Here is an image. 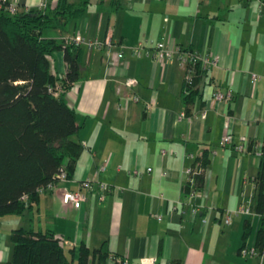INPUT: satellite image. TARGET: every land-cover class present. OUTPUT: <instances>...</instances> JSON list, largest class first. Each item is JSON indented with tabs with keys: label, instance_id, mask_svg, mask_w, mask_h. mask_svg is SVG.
Wrapping results in <instances>:
<instances>
[{
	"label": "crops",
	"instance_id": "1",
	"mask_svg": "<svg viewBox=\"0 0 264 264\" xmlns=\"http://www.w3.org/2000/svg\"><path fill=\"white\" fill-rule=\"evenodd\" d=\"M16 1L30 8L40 0ZM56 1L48 0L45 8ZM75 36L101 44H75L82 51L80 78L63 95L75 111L79 128L71 139L81 151L64 181L16 215L27 219L34 211L41 222L19 227L52 230L68 242L63 247L72 250L74 260L83 244V264H90L91 250L103 241L111 255L106 264L116 258L140 264L149 257L154 264H264V252L238 253L242 244L253 247L259 219L251 204L252 179L264 155V0H88L80 17L52 35L63 44ZM157 41L173 49L169 58L133 52L138 42ZM178 50L218 56L216 65L202 71L189 102L181 93L186 69ZM118 51L119 64L109 65ZM48 60L51 74L63 77L62 50ZM125 78L136 84L124 86ZM214 90L229 92L230 99L213 100ZM224 132L232 144L221 147ZM239 143L243 151L233 149ZM203 151L211 208L200 207L192 217L189 204L205 201L184 196V169L191 162L188 154L198 157ZM100 183L108 189H99ZM62 188L85 195L79 209L61 203ZM240 205L250 213H231L229 224L220 222L222 212ZM8 216L13 217L0 220V263L10 257L8 235L16 228ZM246 218L250 230L243 240Z\"/></svg>",
	"mask_w": 264,
	"mask_h": 264
},
{
	"label": "trees",
	"instance_id": "2",
	"mask_svg": "<svg viewBox=\"0 0 264 264\" xmlns=\"http://www.w3.org/2000/svg\"><path fill=\"white\" fill-rule=\"evenodd\" d=\"M87 3L88 0L76 4L57 0L52 8H30L13 14L0 8V219L20 215L36 204L39 193L51 190L46 184L55 181L59 169H63L67 177L73 171L81 145L71 137L79 126L75 111L67 106L63 95L80 78L82 51L73 43L63 44L61 39L45 36L43 31L64 30L69 21L84 13ZM60 49L66 64L61 78L51 74L48 60L51 53ZM201 73L200 66L194 64L190 83L183 81L181 93L185 102L192 100ZM55 87L59 88L57 94L48 90L54 91ZM207 161L205 151L191 160L190 165L196 172L191 183L185 181L182 186L185 197L191 188L200 185L202 177L197 170ZM252 181V212L259 216L253 249L261 254L264 252L262 154ZM21 196H25V200ZM249 230L246 218L241 235L243 240ZM8 240L10 257L0 264H83L85 257L81 244L74 260L72 250H64L62 239L49 229L11 228ZM243 247L242 244L238 253ZM90 254V264H106L110 255L105 241ZM119 260L122 258L113 259L112 264H119ZM170 264L178 263L172 261Z\"/></svg>",
	"mask_w": 264,
	"mask_h": 264
},
{
	"label": "built area",
	"instance_id": "3",
	"mask_svg": "<svg viewBox=\"0 0 264 264\" xmlns=\"http://www.w3.org/2000/svg\"><path fill=\"white\" fill-rule=\"evenodd\" d=\"M48 0H40L37 4V6L35 7H30V8H35V9H44L46 7ZM0 8L4 11H6L9 14H13L19 11L22 12H26L28 11L30 8L26 7V6H20L18 4V2L16 0H0ZM85 42L87 43L88 47H99L101 44L96 42L93 39H83L79 36H75L74 39H72V43L73 44H78V43H82ZM107 43V42H106ZM133 52L139 56L141 54L145 55V56H149L155 60H163V59H167L169 58L172 53H173V49L171 47H169L168 45L165 44L164 41H157L155 43H148L147 45H143L142 43L138 42L134 47H133ZM122 54L120 51L112 53L110 55V58L108 59V64L111 66H116L119 64L120 58H121ZM177 56H178V60L181 63L185 64V69H186V73L184 76V82L186 83H190L191 80V76L193 74V66L194 64H198L200 66V69L206 70L211 66L216 65L217 61H218V56L216 55H205V54H192L190 52H180V50H178L177 52ZM253 80H256L257 76H251ZM263 77H264V73H263ZM123 84L126 87H131L134 86L136 84V80L132 79V78H125L123 80ZM49 91H51L53 94H57V92L59 91L58 87H55V90L52 91L51 88L48 89ZM131 99L133 101H136L137 98L134 95H130ZM211 98L213 100L216 101H228L230 99V93L226 92V91H217L214 90L211 93ZM145 107H149L146 106ZM232 136L229 132H224L219 141H218V145L223 147L229 144H232ZM233 149L235 151H243L245 149L244 145L242 143L239 144H235L232 145ZM165 154V150L161 149L160 150V155H164ZM171 154H173V152H171ZM188 157L193 160L194 156L192 154H188ZM102 168V167H100ZM146 172H149L151 170L150 167H146L145 168ZM196 172V169L194 167H192L191 165H188L185 169H184V174L186 176V181L191 183L192 180V175ZM197 172L199 174H201V183L197 188H191L188 191L187 194V199H203L205 201V203L202 205L198 204V203H190L189 204V214L193 217L197 214L198 210L200 207L203 208H211V206L209 205V201L207 203L208 197H209V190L207 188V169L205 167L199 168L197 170ZM132 174L138 176L140 174V172L137 169H133L132 170ZM55 181L49 182L46 184V188L53 190L56 183L59 181H64L67 178L66 172L63 169H59V171L55 174ZM99 189L101 190H107L108 187L105 184L100 183L98 185ZM42 188L39 189V191H41ZM61 203L64 206H69L75 210L79 209L81 203L85 200V195L83 193H81L78 190H67L65 188L61 189ZM21 199L25 200V196H21ZM232 214H249L250 210L247 207H244L242 205L236 207L232 212L230 211H224L221 213L220 216V222L222 224H229L230 222V215ZM157 219H160V217H156ZM202 222H204V219H201ZM62 244H66L67 241H63L61 240ZM241 255H255L256 251L253 249V247L250 248H241L240 252ZM119 264H128L124 259L119 260ZM140 264H154V260L152 257L146 258L141 260Z\"/></svg>",
	"mask_w": 264,
	"mask_h": 264
},
{
	"label": "rangeland",
	"instance_id": "4",
	"mask_svg": "<svg viewBox=\"0 0 264 264\" xmlns=\"http://www.w3.org/2000/svg\"><path fill=\"white\" fill-rule=\"evenodd\" d=\"M53 33H54V29H45L44 31H43V34L45 35V36H52L53 35ZM60 199H61V195H60ZM28 213V212H27ZM21 215V214H20ZM28 216H30V217H27V219H26V217H25V219L23 218V219H18L17 218V216L16 215H13V217H10V216H8L10 219L9 220H11L12 222H11V226L12 227H19V226H24V225H26V227H27V225H35L36 223H40L41 222V220H42V215L41 214H34V211H30L29 213H28ZM8 217H6V218H8ZM12 218V219H11ZM1 220V219H0ZM2 222H5V221H3V219H2ZM68 244V242L66 243V244H64V245H67Z\"/></svg>",
	"mask_w": 264,
	"mask_h": 264
}]
</instances>
